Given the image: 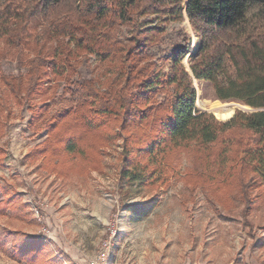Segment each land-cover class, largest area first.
Listing matches in <instances>:
<instances>
[{
  "label": "trees",
  "instance_id": "trees-1",
  "mask_svg": "<svg viewBox=\"0 0 264 264\" xmlns=\"http://www.w3.org/2000/svg\"><path fill=\"white\" fill-rule=\"evenodd\" d=\"M254 6L258 10L249 14ZM146 15L185 20L198 41L189 52L184 37L166 73L156 71L148 40L141 39L137 17ZM118 25L133 29L128 44L116 38ZM59 37L73 46L41 49ZM0 39L25 68L16 75L0 70V131L13 104L26 106L29 128L45 132L31 152L45 170L59 177L98 171L101 150L119 139L120 178L167 188L173 155L194 148L205 176L184 179L191 189L224 194L235 182L244 217L264 200V0H7ZM82 54L106 62L103 80L71 79L73 60ZM45 79L64 81L74 104L51 113L49 104L37 101ZM192 80L208 84L213 99L253 111H236L227 121L216 118L228 119L233 109L216 118L197 111Z\"/></svg>",
  "mask_w": 264,
  "mask_h": 264
},
{
  "label": "rangeland",
  "instance_id": "rangeland-1",
  "mask_svg": "<svg viewBox=\"0 0 264 264\" xmlns=\"http://www.w3.org/2000/svg\"><path fill=\"white\" fill-rule=\"evenodd\" d=\"M6 1L0 0V8ZM257 10L254 6L249 14ZM137 21L156 71H168L172 50L184 37L189 38V52L196 50L198 41L185 20L146 15ZM114 33L128 44L133 29L118 25ZM67 42L59 37L41 49L71 48ZM189 60H183L185 68ZM104 65L100 57L82 54L73 60L71 79L103 80ZM0 70L7 75L25 72L3 39ZM192 85L199 112L219 116L233 109L228 119L213 115L218 121L229 120L236 111L249 112L243 105L213 99L206 83L192 80ZM44 86L37 101L49 104L51 113L74 104L64 81L45 79ZM29 117L26 106L13 104L0 131V264H264V200L244 217L235 182L224 194L203 186L191 189L184 179L194 183L197 175L205 176L194 148L173 155L176 169L168 171L167 188L142 187L120 178L119 139L101 150L100 170L59 177L31 154L45 132L29 128Z\"/></svg>",
  "mask_w": 264,
  "mask_h": 264
},
{
  "label": "water",
  "instance_id": "water-1",
  "mask_svg": "<svg viewBox=\"0 0 264 264\" xmlns=\"http://www.w3.org/2000/svg\"><path fill=\"white\" fill-rule=\"evenodd\" d=\"M245 107L249 110V112H250V111H253V110H252L251 108H249L248 106H245Z\"/></svg>",
  "mask_w": 264,
  "mask_h": 264
}]
</instances>
